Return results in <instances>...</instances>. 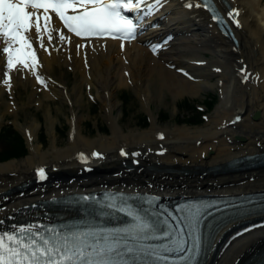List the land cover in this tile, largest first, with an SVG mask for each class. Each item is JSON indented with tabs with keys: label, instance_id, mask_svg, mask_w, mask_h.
<instances>
[{
	"label": "bare ground",
	"instance_id": "bare-ground-1",
	"mask_svg": "<svg viewBox=\"0 0 264 264\" xmlns=\"http://www.w3.org/2000/svg\"><path fill=\"white\" fill-rule=\"evenodd\" d=\"M218 1L228 18L221 0ZM223 1L230 10L239 12L235 18L239 27L228 18L239 43L237 49L217 32L201 9L185 8L187 0H168L155 15L145 19L140 34L134 41L124 43L123 50L121 43L97 39L77 55L76 44L87 41L71 37L72 43L61 44L59 33L54 32L57 42L48 45L42 33L51 51L49 55L33 41V47L38 49L36 71L44 77L47 87L38 84L32 74L13 71L10 90L0 80V99L7 91L12 100L5 108L15 110L14 95L19 93V86L24 91L30 88L28 103L38 96L37 106L57 98L69 106V142L64 149L57 148L55 117L49 108L45 120L52 144L46 152L41 151L40 142L33 143L39 127L36 119L24 126L14 121L25 137L29 155L22 161L0 164V230L28 218L43 220L54 211L37 208L38 203L103 189L152 193L163 198L264 191V167L224 170V164L235 158L264 153V0ZM52 27L60 29L55 18ZM152 46H158L155 53ZM205 52L217 59L207 60L201 55ZM65 68L73 76L70 89ZM240 68H246L250 77L243 85ZM122 87H131L148 113L150 125L145 131L125 133L119 125L120 102L115 95ZM213 87L220 89L219 104L199 129L161 128L149 110L153 100L162 101L164 90L176 97L185 93L196 95ZM84 90L93 91L99 99L109 135L88 139L83 134L82 119L77 113ZM155 90L157 94L153 93ZM115 110L117 114L113 115ZM254 114L256 119H252ZM237 136L242 141H236ZM121 150L127 155L121 156ZM93 152L99 153L100 158L92 156ZM133 153L139 155L133 157ZM41 168L47 177L43 181L37 174ZM205 170L212 172L201 177ZM212 242L213 250L205 264H245L253 254H264V214H249L226 222Z\"/></svg>",
	"mask_w": 264,
	"mask_h": 264
},
{
	"label": "snow or ice",
	"instance_id": "snow-or-ice-1",
	"mask_svg": "<svg viewBox=\"0 0 264 264\" xmlns=\"http://www.w3.org/2000/svg\"><path fill=\"white\" fill-rule=\"evenodd\" d=\"M167 3L168 0H0V57H3V62L0 63V80H3L10 90V72L29 73L35 76L38 84L46 88L44 77L36 71L39 64L38 49L33 47L35 40L39 49L51 55L42 33H47L48 45L57 42L54 32L59 33V43H72L71 37L67 36L63 29L77 38L86 40L88 43L76 44L79 55L80 50L86 48L93 38L134 40L138 29L143 27L141 22L155 15ZM183 6L187 9L203 8L210 14L214 23H224L214 0H187ZM128 13L135 15L136 22L127 15ZM52 14L62 22L63 29L52 27ZM238 15L236 9L228 12V18L237 27L240 26L239 21L235 19ZM157 47L152 46L154 53ZM123 48L122 42L121 49ZM85 66H88L86 56ZM5 67L7 70H4ZM238 73L242 82L250 78L246 74V68L238 69ZM160 138L163 139V136ZM120 154L127 155L124 150H121ZM92 155L100 158L99 153ZM37 174L41 181L47 178L42 168L37 169ZM82 199L87 200L89 197ZM116 199L113 197L108 207L115 208ZM122 203L127 202L122 200ZM117 210L124 212L125 208L120 207ZM176 211L188 212V216L195 220L200 216L202 209L195 207L192 211L188 206H182ZM126 215L133 222L126 227L114 229H59L43 224H28L13 225L11 230H0V264H152L155 261L169 260L168 256L161 253L185 251V242L182 239L173 240L174 248L167 244L158 247L144 246L140 241L169 237L172 226L167 220H146L130 209L126 211ZM0 224H3V221H0ZM193 230L195 231V228ZM193 247L198 249L197 241H194ZM189 250L191 251V248ZM194 255L191 258L180 256L179 259L190 260Z\"/></svg>",
	"mask_w": 264,
	"mask_h": 264
},
{
	"label": "rangeland",
	"instance_id": "rangeland-1",
	"mask_svg": "<svg viewBox=\"0 0 264 264\" xmlns=\"http://www.w3.org/2000/svg\"><path fill=\"white\" fill-rule=\"evenodd\" d=\"M201 55L203 57H206L207 60L208 58L217 59V56L212 55L208 52H205ZM55 72L57 73V71ZM67 74L68 76L66 84L68 86V89H70L72 87L71 81L73 80V76L72 73L69 71H67ZM212 82H216V78H212ZM26 88L27 91H24L21 86L16 88V91H18L20 94L16 93L14 95L16 109L13 111H7L5 108V104L10 101L8 93H4L2 95V99H0V116L2 115L0 122V136L2 138L7 137V134L2 135L1 133L2 126L10 125L18 130L19 128L15 126L17 122H19L21 126H24L25 123L31 122L32 120L36 119L39 124V127L37 138L33 141V143L35 144L40 142L42 145L41 151L46 152L49 146L52 144L51 134L48 129L49 126L45 120V111L47 108H49L50 113H52V116L55 117L53 128L55 129V139L57 141V148L64 149L69 142V106L62 104L56 98L51 99L49 101H45V103L40 106L36 105V99L31 101V103H28L27 94L30 91V88ZM207 90L208 91L199 92L196 95H189L185 93L176 97H172L169 92L164 90L165 97L162 99V101L160 100L159 102H156L153 100V102L149 104L150 112L153 117H157V123L160 124L159 126L161 128H164V126L170 128L174 126H186L187 128L199 129L200 127L206 125V117L213 114V111L219 104V87H214L210 89L208 88ZM116 92L117 93L115 97L120 102V105H118L120 108L119 125H121L122 130H124L125 133H130L134 131H145V129H147L150 125L149 116L147 117V119L144 118L146 110L142 105H140L138 96L135 94V92H133L131 87H122ZM153 93L157 94V91L155 90ZM83 94V101L79 104L80 108L77 113L81 116L82 119L83 134L88 139H92L94 137H97L98 135L100 137L103 135H109L110 128L105 117L103 116V110L100 106L99 99H97L94 94L93 98H91L86 91H84ZM215 94L218 95L219 99L216 100L215 97L212 98ZM207 98L211 99L213 102V106L210 108V110H203V112L198 113L197 111H193L191 109L190 106H199ZM183 99L189 100L188 105L185 106L184 102H182ZM112 113L113 115H115L117 114V111L115 110ZM14 121L16 122V124ZM10 138L12 139V136ZM3 142L4 141L0 140V149L3 146ZM27 148L25 150V153H22L23 151L21 149L15 150V157L9 160L22 161L29 155V150L27 151ZM182 174L185 175L186 173L183 172Z\"/></svg>",
	"mask_w": 264,
	"mask_h": 264
},
{
	"label": "trees",
	"instance_id": "trees-1",
	"mask_svg": "<svg viewBox=\"0 0 264 264\" xmlns=\"http://www.w3.org/2000/svg\"><path fill=\"white\" fill-rule=\"evenodd\" d=\"M16 140L18 141V144L16 146H13V147H16L18 149H21L22 150V145H21V141L19 139L16 138ZM10 146H7L6 150L4 151L3 153V158H7V157H11L14 155L15 152H12V150H9Z\"/></svg>",
	"mask_w": 264,
	"mask_h": 264
}]
</instances>
